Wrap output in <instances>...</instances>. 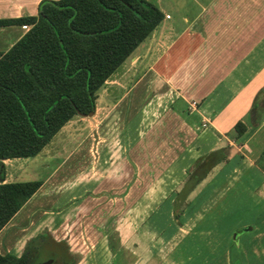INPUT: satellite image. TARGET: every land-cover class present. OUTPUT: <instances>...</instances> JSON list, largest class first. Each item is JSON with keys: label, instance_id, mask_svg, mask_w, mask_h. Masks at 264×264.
Segmentation results:
<instances>
[{"label": "rangeland", "instance_id": "rangeland-1", "mask_svg": "<svg viewBox=\"0 0 264 264\" xmlns=\"http://www.w3.org/2000/svg\"><path fill=\"white\" fill-rule=\"evenodd\" d=\"M149 1L168 12L169 21L177 27L183 26L184 15L192 18L207 2ZM261 47L264 50V31ZM136 51L99 89L95 115H75L38 154L8 162V175L13 180L50 177L48 187L42 190L43 197L16 215V253L22 252L28 237L35 240L39 235L53 236L54 232L76 257L75 264H264V182L258 175L262 170L246 162L243 168L236 144L224 142L227 159L214 165L199 182L188 196L190 201L180 215V223L172 217L167 229L163 226L171 219V198L187 176L167 169L174 155H167L169 162L160 164L158 170L143 164L136 179L134 167L135 176L126 185L123 178L105 179L111 183L86 186L90 190L83 197L60 199L59 193L65 189H76L82 180L92 182L100 167L94 164L99 159L93 152L96 148L122 145L131 150L140 131L147 125L153 130L159 124L154 120L157 114L153 112L159 108L154 100L166 92V85L153 71L141 79L139 62H132ZM129 88L124 97V90ZM119 98L123 100L117 102ZM82 159L84 164L79 163ZM3 169L5 172V166ZM166 178L172 185L179 180L175 189L164 185ZM75 189L73 194H77ZM48 192L55 195H45ZM42 207L50 213L62 211L52 219L54 214H43ZM200 213L205 216L196 223L195 216ZM21 226L29 228L19 231ZM109 241L114 244L113 250Z\"/></svg>", "mask_w": 264, "mask_h": 264}, {"label": "crops", "instance_id": "crops-1", "mask_svg": "<svg viewBox=\"0 0 264 264\" xmlns=\"http://www.w3.org/2000/svg\"><path fill=\"white\" fill-rule=\"evenodd\" d=\"M41 1L43 0H0V19L4 20L0 24V53L6 51L31 26L30 23L16 19L37 16ZM197 1L202 3L201 0ZM161 10L164 13L163 19L136 47L137 51L132 56L133 64L138 61L140 72H143L141 79L153 71L160 75L163 80L161 82L166 85V92L154 100L159 105L157 111L153 112L157 114L154 120L159 124L152 127L153 130L147 129V125L140 131L134 138L131 150L122 145L96 148L93 152L99 155V159L94 164L100 167L94 173L92 182L82 180L77 183L76 189L74 187L77 194H73V188L65 189L59 193L60 199L64 196V200L83 197L90 190L86 186H105L111 183L104 182L105 179L119 181L123 178L126 185L135 175V179L139 178L143 164L158 170L160 164L168 163L170 158L167 155H174L167 169L185 172L186 176L187 169L201 156L224 146V142L236 144L241 152L240 161L243 160L241 166L244 168L246 162L258 171L262 170L258 175L264 182V50L261 47L264 0H207L205 5H201L200 10L203 12L199 10L192 18L183 16L182 27L169 21L171 15L163 8ZM145 61L146 65L143 63ZM130 89L124 90V97ZM121 100L123 99L119 98L117 102ZM150 103L152 102L148 104ZM145 113L147 112L142 115ZM95 114L94 110L93 115ZM238 120L245 123L246 130L235 138L234 124ZM130 137L131 135L128 136ZM153 139L157 144H154L156 141ZM150 143L154 145H148ZM153 154L156 155L155 158L150 157ZM17 158L2 160L5 181L13 180L8 175L7 165ZM79 163L84 164V159ZM49 178L43 179L38 190L0 229L1 253L17 254L16 215L29 203L43 197L42 190L48 187ZM177 183L179 180L175 185ZM164 185L175 189L169 178L164 180ZM51 192L45 195L54 196V192ZM174 196L175 194L171 202ZM41 209L43 214H54L51 218H56L62 211L50 213L46 211V207ZM43 214L40 216H44ZM200 214L195 216L196 223L205 216ZM172 217L171 211V219L167 224L164 223V228H168ZM26 228L29 227L21 226L18 229L20 231ZM51 233L54 236L50 235L52 238L61 240L54 232ZM17 240L19 244V238ZM27 240L23 241L22 246Z\"/></svg>", "mask_w": 264, "mask_h": 264}, {"label": "trees", "instance_id": "trees-1", "mask_svg": "<svg viewBox=\"0 0 264 264\" xmlns=\"http://www.w3.org/2000/svg\"><path fill=\"white\" fill-rule=\"evenodd\" d=\"M163 17L149 0H43L37 16L16 19L31 26L0 53V229L43 182L5 181L2 160L35 156L75 115L94 111L106 79ZM245 130L238 120L235 138ZM227 156L220 147L189 168L172 201L179 223L190 192ZM32 257L28 251L0 252V264H30ZM75 262L73 255L70 264Z\"/></svg>", "mask_w": 264, "mask_h": 264}, {"label": "flooded vegetation", "instance_id": "flooded-vegetation-1", "mask_svg": "<svg viewBox=\"0 0 264 264\" xmlns=\"http://www.w3.org/2000/svg\"><path fill=\"white\" fill-rule=\"evenodd\" d=\"M63 240H56L50 235H39L37 239H28L22 252H31L33 257L30 264H70L73 253L66 247ZM21 252V253H22ZM20 253V254H21Z\"/></svg>", "mask_w": 264, "mask_h": 264}, {"label": "water", "instance_id": "water-1", "mask_svg": "<svg viewBox=\"0 0 264 264\" xmlns=\"http://www.w3.org/2000/svg\"><path fill=\"white\" fill-rule=\"evenodd\" d=\"M94 111H90L88 114H83V115H93ZM233 236H236V232H234ZM49 262L46 261L45 263L42 264H48Z\"/></svg>", "mask_w": 264, "mask_h": 264}]
</instances>
